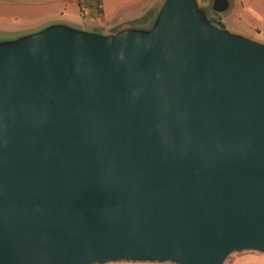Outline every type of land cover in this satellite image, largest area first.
<instances>
[{
    "label": "water",
    "instance_id": "95a60500",
    "mask_svg": "<svg viewBox=\"0 0 264 264\" xmlns=\"http://www.w3.org/2000/svg\"><path fill=\"white\" fill-rule=\"evenodd\" d=\"M227 6L0 44V264L264 254V44Z\"/></svg>",
    "mask_w": 264,
    "mask_h": 264
},
{
    "label": "crops",
    "instance_id": "0c3cea01",
    "mask_svg": "<svg viewBox=\"0 0 264 264\" xmlns=\"http://www.w3.org/2000/svg\"><path fill=\"white\" fill-rule=\"evenodd\" d=\"M163 1L0 0V27L11 28L26 35L50 25L63 24L82 31L110 34L109 26L120 23V20L126 23H123L122 28L133 27L131 22H137L147 12H153L157 6L156 15ZM227 2L228 6L222 11L223 14L231 11L233 19L248 24V28H256L261 21H264V0H227ZM155 15L152 13L150 19ZM230 17H220L224 26L229 23L236 25Z\"/></svg>",
    "mask_w": 264,
    "mask_h": 264
},
{
    "label": "rangeland",
    "instance_id": "374dc122",
    "mask_svg": "<svg viewBox=\"0 0 264 264\" xmlns=\"http://www.w3.org/2000/svg\"><path fill=\"white\" fill-rule=\"evenodd\" d=\"M199 4L205 8L206 16L212 14V6L214 0H198ZM156 5H154L155 7ZM157 11V6L154 8L153 12H147L141 19L137 20V22H131L134 28H139L140 30H147L149 28V25H151L153 21V17L150 19V16L155 15V12ZM231 11H228L227 13L223 14V12H220L217 14L218 18L224 17V16H231V20L234 21L236 25H233L232 23L225 25V29L229 32L237 34L238 32L241 34H238L240 36H243L245 38L251 39L252 41L264 44V21H261V24L258 25L256 28H248V24L240 23L237 20H234V16L231 15ZM120 20V19H119ZM123 21V20H122ZM120 20V23H116L113 26H109V33H116L120 31L123 27V23ZM126 24V23H125ZM256 29V30H255ZM24 36L21 34V32H17L14 29L7 28V27H0V44L11 42L15 39H18L20 37ZM118 264V263H115ZM147 264H158V263H147ZM169 264V263H164ZM224 264H264V255L256 252H242V253H234L231 254Z\"/></svg>",
    "mask_w": 264,
    "mask_h": 264
},
{
    "label": "trees",
    "instance_id": "16d2710c",
    "mask_svg": "<svg viewBox=\"0 0 264 264\" xmlns=\"http://www.w3.org/2000/svg\"><path fill=\"white\" fill-rule=\"evenodd\" d=\"M118 264H147V263H132V262H120Z\"/></svg>",
    "mask_w": 264,
    "mask_h": 264
}]
</instances>
